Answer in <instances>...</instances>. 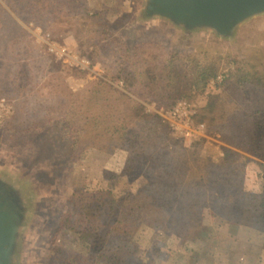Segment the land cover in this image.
Returning a JSON list of instances; mask_svg holds the SVG:
<instances>
[{"label": "rangeland", "instance_id": "1", "mask_svg": "<svg viewBox=\"0 0 264 264\" xmlns=\"http://www.w3.org/2000/svg\"><path fill=\"white\" fill-rule=\"evenodd\" d=\"M140 1L76 0L73 8L67 3L55 12L49 9L52 13L46 26L22 10L14 0H0V4L15 18L20 31L33 37L40 48L38 59L46 64L43 70L48 71L36 77L35 81L33 78L30 84L34 85V95H47L52 89L61 93L62 89L56 88L61 79L74 92L83 89L93 79L109 81L118 88L124 87L123 81L111 80L108 73V69H114V57L111 56V49L108 47V52L103 46L106 35L99 33L104 28L100 25V12L111 24L109 34L114 39L131 47L140 45L158 63L167 56L178 55L181 70L178 89L166 90L164 84H160L157 93L151 97L138 91L139 88L133 97L143 103L147 112L157 114L167 122L181 146L195 150L202 158L217 163L227 149L243 154L246 161L241 165L240 180L248 190H254L264 171V151L258 149L257 140L263 129L260 132L256 127L257 120L260 126L264 125V86L261 87L264 83V17L249 21L236 40L226 43L204 35L174 33L162 23L149 24L147 29L134 28L133 17ZM63 6L64 12L60 10ZM96 11L99 16L94 15ZM94 41L102 45L100 47L104 52L99 53ZM205 59L212 63L215 72L202 90L192 88L191 75ZM46 61L51 62L53 67L48 69ZM53 68L61 70L58 73L61 78L57 74L54 78L49 72ZM227 80L230 83L225 87ZM5 87L0 86V173L10 181L24 182L29 197L22 264H77L81 252L72 243V236L55 235L60 217L67 207L78 212L101 214L103 202L114 196L116 191L122 187L135 191L146 179L136 176L119 181L110 176L114 173L113 165L126 162L130 155V151L120 148L115 142H103L89 157L79 158L77 155L74 158L70 148V131L64 123L44 124L39 129L18 123L15 111L21 98L18 93L10 92L11 87L4 90ZM213 94L220 97L209 111H231L236 107L235 103L247 109L250 123L247 124L248 134H244L246 139L243 138V143L229 139L225 133L232 131L228 128L224 130L223 122L216 123L212 112L209 115L201 113L200 109ZM180 102H183V115L174 116L173 111ZM254 135L256 138L251 140ZM241 222L240 218L224 212L211 216L205 210L203 216L196 218V230L187 242L178 228L167 225L158 216L146 214L137 236L141 247L157 252L153 264L264 263L262 239L250 240L241 232L235 233L237 240H225L224 225L237 224L241 227ZM226 229L230 230L228 235L235 232ZM209 236L212 237L210 240ZM208 253L212 256L209 257ZM214 254L219 257H213Z\"/></svg>", "mask_w": 264, "mask_h": 264}, {"label": "trees", "instance_id": "2", "mask_svg": "<svg viewBox=\"0 0 264 264\" xmlns=\"http://www.w3.org/2000/svg\"><path fill=\"white\" fill-rule=\"evenodd\" d=\"M14 1L45 26L52 13L49 9L55 12L62 4L69 3L68 6L73 8L77 3L76 0ZM60 10L64 12L65 6ZM70 14L73 15L72 11ZM94 15L99 16V12ZM100 16V25L104 28L99 33L106 35L103 46L108 52L109 47L114 57V69H108L109 76L111 80L123 81L124 87L93 79L74 92L61 79L56 87L62 89L61 93L52 89L47 95H34V85L30 84L33 78L35 81L48 71L43 70L46 64L38 59L40 48L33 37L21 32L15 18L0 4V86L11 87L10 92L18 93L21 98L15 111L18 123L27 128L35 126L34 129L44 127V124L64 123L70 131L74 158L77 155L89 157L103 142H115L130 151V155L126 162L113 165L114 173L110 176L119 181L136 176L146 179L135 191L129 187L116 191L103 202L101 214L78 212L67 207L55 235L72 236V243L81 252L77 264H153L157 252L141 247L137 236L144 216H158L167 225L178 228L183 233V240L188 242L196 230V218L207 210L211 216L224 212L240 218L242 233L250 240L262 239L264 245V171L257 188L248 190L240 180L241 165L246 161L243 154L227 149L221 160L214 163L202 158L195 150L181 146L167 122L157 114L147 112L143 103L133 97L139 90L151 97L157 93L160 84H164L166 90L178 89L177 84L181 82L178 55L167 56L158 63L140 45L131 47L111 37V24L106 22L102 12ZM94 44L99 53L104 52L102 45L96 41ZM198 66L190 81L192 88L202 90L215 71L207 59ZM50 67H53L51 62L47 65L48 69ZM54 69L49 72L60 77L61 70ZM229 83L227 80L224 86ZM6 87L3 89L9 90ZM219 97L218 94L210 95L200 111L208 115L212 112L216 123L223 122L224 130L232 131L225 133L227 137L241 144L243 138L246 139L244 134H248L250 114L237 103L231 111H209ZM209 118L212 123V115ZM256 127L259 131L263 129L257 140L258 149L264 151V125L260 126L257 120ZM253 138L256 136L250 139ZM208 256L212 255L208 253Z\"/></svg>", "mask_w": 264, "mask_h": 264}, {"label": "water", "instance_id": "3", "mask_svg": "<svg viewBox=\"0 0 264 264\" xmlns=\"http://www.w3.org/2000/svg\"><path fill=\"white\" fill-rule=\"evenodd\" d=\"M134 28L162 23L169 30L204 35L228 43L251 20L264 17V0H141ZM132 27V26H131ZM24 182L0 173V264H22L23 237L29 218ZM40 208L38 209V211ZM35 221V217L32 223ZM25 264V263H24Z\"/></svg>", "mask_w": 264, "mask_h": 264}, {"label": "crops", "instance_id": "4", "mask_svg": "<svg viewBox=\"0 0 264 264\" xmlns=\"http://www.w3.org/2000/svg\"><path fill=\"white\" fill-rule=\"evenodd\" d=\"M224 234H225V240H229V241H234V240H237V237L235 236L234 237V235H235V233L236 234H239V233H241V232H243L242 230H243V227H240V226H238L237 224H226V225H224ZM226 228H228V229H233L235 232H233V233H229V235L227 234L228 232L227 231H230V230H227ZM222 238V237H221ZM229 238V239H228ZM213 257H219V255H215L214 254V256ZM217 260H219V258L217 259ZM261 264H264L262 261L260 262Z\"/></svg>", "mask_w": 264, "mask_h": 264}, {"label": "built area", "instance_id": "5", "mask_svg": "<svg viewBox=\"0 0 264 264\" xmlns=\"http://www.w3.org/2000/svg\"><path fill=\"white\" fill-rule=\"evenodd\" d=\"M183 102H180L179 103V105H178V107L177 108H175L174 109V111H173V115L174 116H176V115H178V116H181V115H183ZM186 109H188V107H187V105H186Z\"/></svg>", "mask_w": 264, "mask_h": 264}]
</instances>
